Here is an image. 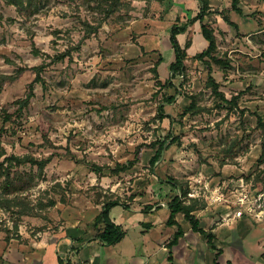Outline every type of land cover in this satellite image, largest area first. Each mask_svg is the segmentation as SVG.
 Segmentation results:
<instances>
[{"label": "rangeland", "instance_id": "1", "mask_svg": "<svg viewBox=\"0 0 264 264\" xmlns=\"http://www.w3.org/2000/svg\"><path fill=\"white\" fill-rule=\"evenodd\" d=\"M43 2L39 13L28 15L0 0V75L22 70L0 94V163L6 166L12 155L49 159L42 176L31 164L10 170L33 174L32 189L18 195L3 190L0 166V230L16 232L27 217H53L61 207L101 209L109 199L131 206L136 197L146 205L157 192L168 195L173 179L190 185L200 174L230 199L240 178L250 177L252 195L258 194L264 184L257 121L264 120V0H240L244 15L232 9V0L222 5L240 34L216 13L206 19L216 32L217 56L231 62L228 71L214 64L212 74L228 99L240 97L234 108L218 104L197 54L187 62L186 79L175 80L181 94L160 85L171 77L170 67L162 64L158 78L154 66L160 50L168 57L172 45L159 5L121 0L107 16L104 0ZM86 24L101 27L87 37ZM68 49L72 55L58 60ZM37 66L44 82L34 84L35 97L20 110ZM191 96L197 111L184 113ZM160 106L169 118H160ZM166 138L167 145L177 141L152 166V144ZM130 161V169L112 173ZM93 163L104 170L96 173ZM51 199L57 204L46 206Z\"/></svg>", "mask_w": 264, "mask_h": 264}, {"label": "crops", "instance_id": "2", "mask_svg": "<svg viewBox=\"0 0 264 264\" xmlns=\"http://www.w3.org/2000/svg\"><path fill=\"white\" fill-rule=\"evenodd\" d=\"M228 1L209 0L213 10H227L221 7ZM155 4L165 11L161 23L166 32L175 24H186L201 9L198 0H166ZM189 30L194 37L188 60L208 46L199 22ZM186 38V33L178 36L181 45ZM160 53L162 64L170 66L175 59L173 48L167 52L168 57L163 49ZM226 171L222 170V176ZM152 187L157 190L159 186ZM171 187L174 192L168 190V195L157 192L155 200L146 205L138 203L140 198L136 197L131 206L118 205L110 210L111 221L125 233L114 245L95 238L88 227L102 208L74 212V207H61L59 215L53 217H27L16 232L0 230V264H59L60 259L70 264H264L263 223L247 215L238 218L236 210L222 204L196 209L193 214L200 226L214 236L217 249L214 250L204 235L193 230L183 214L177 215L176 225L167 223L170 202L178 193L175 186ZM190 201L201 199L188 200L187 204ZM179 227L183 235L177 244L170 246Z\"/></svg>", "mask_w": 264, "mask_h": 264}, {"label": "trees", "instance_id": "3", "mask_svg": "<svg viewBox=\"0 0 264 264\" xmlns=\"http://www.w3.org/2000/svg\"><path fill=\"white\" fill-rule=\"evenodd\" d=\"M6 4L15 6L19 13L23 14L26 13L28 15H33L36 13H39L41 11L42 6L44 5L43 0H4ZM147 4L151 3H163L166 0H143ZM200 2V12L191 20H189L186 24H175L171 26L170 28V42L172 45V48L174 50L175 59L170 64V73L171 77L169 79L165 80V82L160 85H163L165 87H171L176 90L177 94H181L180 87L177 86L175 83V80L178 78L183 77V79H186L187 77V66L186 61L189 58V49L192 47L193 44V31L189 30L190 26H194L196 22L200 23L201 31L204 39L207 41L208 46L207 48L202 51L201 53H198L195 57L196 59H199L202 61L205 65V67L208 70V86L212 89V92L217 97V102L220 106H230L231 108L238 106V100L240 99L239 96L232 97V99H228L225 94L220 90V85L216 81V79L213 77V65H219L222 67L224 71H228V68L230 67V60L229 59H222L217 56V50H218V43L216 38V32L214 27L211 23L206 21L207 17L210 15L216 13L231 26L236 31L237 34L239 33V25L234 22L229 15V10H213L210 6L209 0H198ZM105 6L108 7L104 11L107 13V16H110L113 12H115L118 7L122 4L121 0H104ZM240 0H232V9L237 12L240 15H244V12L242 8L239 6ZM0 19H2V15L0 14ZM88 27L87 30V37L89 35H92L95 33L100 26H90L89 24H86ZM182 33L187 34L186 42L184 45H181L178 36ZM72 52L71 49L66 50L65 52L59 54L57 56L58 60H64L67 56H71ZM163 63V56L161 55L159 60L156 62L154 66V70L157 74V77L159 78L160 71L159 68ZM36 72V79L34 82L30 85V91L27 94V97L24 100H20L18 103L20 104V110H22L24 107L28 106L31 102V99L35 97V87L34 84L38 82H44L43 78L41 77V73L43 71V66H37L34 68ZM22 72L20 69L16 75H0V94L2 87L5 83L9 81H14L18 75ZM160 83V82H159ZM168 102H173L175 100V96H169L166 98ZM192 102L190 106L185 110L184 113H196L197 110L196 106L197 103L195 101V98L191 96ZM159 116L161 119L169 118V116L166 114L164 107L160 106L159 110ZM10 118V116H7ZM258 126L259 128L263 129V139H262V153L259 159L260 163H264V120L262 117L258 116ZM169 141V138H166L162 141H156L154 144H152L156 150L154 155L150 159V163L152 166H155L157 162H159L162 157L164 150L168 149V145L174 144L177 140L176 138H173L170 143L167 145ZM138 151L136 155V160L140 158V152ZM2 154H0L1 156ZM7 165L5 166V163H0L1 168L5 171L4 175L5 181L3 184V190L5 192L11 191L12 193H15L16 195L20 193H25L32 189L31 181L33 180V174L31 173H21L16 172L14 174H11L10 170H12L13 167H21L26 164H31L32 167L36 166L38 168L39 174L42 176L45 172V169L49 163V159H37L32 156H9L6 158ZM135 165L134 161H130L128 164H118L115 169L112 170V173H120L121 171H127L131 167ZM105 166H99L95 163L91 165V169L95 171L96 173H101L103 171ZM248 182H250V177L247 179ZM173 186H175L178 189V193L172 197V200L170 202V209H171V215L168 220L169 225H176V217L178 214H183L186 220H188L192 228L195 232H199L202 235L205 236V238L208 240V242L211 245V248L214 250H217L215 247V244L213 242L214 236L210 232H206L201 226L200 221L196 218V216L193 214L194 211L198 208L204 207V204H201L197 201H190L189 204H187V200H184V198L187 196L189 192V183H185L182 181L174 180L172 181ZM255 186V185H254ZM259 193L264 192V184L259 188ZM2 199H5L3 196H1ZM8 201V200H5ZM57 204L56 200H49L48 204L46 206L53 207ZM118 205H125L119 200H113L109 199L106 202H104L102 206V212L89 224V229L92 230L94 233L95 238H99L101 241L106 242L107 244L114 245L118 242H120L124 236L125 233L116 226L109 217L110 210ZM127 206V205H125ZM22 215H31L29 212H22ZM18 227V226H16ZM183 235L182 229L179 227L178 231L176 232L173 240L170 243V246H173L178 243L180 237ZM219 255V251L216 253V259ZM59 264H70V262H65V260L59 261ZM216 264H218L216 262Z\"/></svg>", "mask_w": 264, "mask_h": 264}, {"label": "built area", "instance_id": "4", "mask_svg": "<svg viewBox=\"0 0 264 264\" xmlns=\"http://www.w3.org/2000/svg\"><path fill=\"white\" fill-rule=\"evenodd\" d=\"M183 78V77H181ZM200 178L202 174L199 175ZM200 178L190 183V189L184 200L205 198L209 205L223 204L233 209L237 208L235 216L240 218L247 215L255 219L259 223L264 224V192L252 195V186L245 178H240L237 187L233 192V199L228 198L229 195L221 191V187L210 188L206 182Z\"/></svg>", "mask_w": 264, "mask_h": 264}]
</instances>
